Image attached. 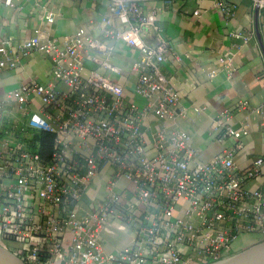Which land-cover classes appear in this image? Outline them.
I'll use <instances>...</instances> for the list:
<instances>
[{
  "label": "built area",
  "instance_id": "1",
  "mask_svg": "<svg viewBox=\"0 0 264 264\" xmlns=\"http://www.w3.org/2000/svg\"><path fill=\"white\" fill-rule=\"evenodd\" d=\"M175 1L105 0L107 13L93 20L100 36L79 27L62 38L37 30L22 42L0 41V74L32 51L52 61V81L29 80L0 98V235L23 242L26 264H219L239 235L264 233V193L251 184L264 155L244 170L237 162L250 124L215 122L216 138L233 144L205 162L179 126L187 110L161 69L170 45L155 6ZM212 1L234 14L233 0ZM106 38L139 52L131 90L142 104L113 77L121 70ZM41 132L53 135L49 159ZM102 170L103 197L88 201ZM106 237L122 246L108 250Z\"/></svg>",
  "mask_w": 264,
  "mask_h": 264
},
{
  "label": "crops",
  "instance_id": "2",
  "mask_svg": "<svg viewBox=\"0 0 264 264\" xmlns=\"http://www.w3.org/2000/svg\"><path fill=\"white\" fill-rule=\"evenodd\" d=\"M233 1L236 7L231 16L216 8L212 0H177L170 5L157 2L155 6L160 9L157 18L162 35L170 45L161 69L179 91L187 110L179 126L191 136L198 160L205 162L233 144L216 138L215 122L233 127L248 122L250 132L242 138L245 149L237 158L244 170L264 155V8L254 10L251 0ZM196 10H200L199 15L194 14ZM107 11L105 0H14L13 6L0 0V41L22 42L37 30L50 38H62L75 34L79 27L100 36L93 20L99 21ZM49 12L53 22L46 20ZM112 25L124 27L118 18ZM106 41L115 46L112 61L121 70L113 77L129 88V99L142 104L143 100L131 90L132 65L140 58L139 52L119 41ZM150 41H154L152 36ZM92 67L93 62H88L84 72ZM51 70L52 61L47 55L38 51L21 55L18 68L0 74V98L29 80L52 81ZM105 176L102 170L85 194L88 201L103 197ZM251 184L264 193V166ZM105 241L108 250L122 246L119 238L106 237ZM261 242L264 233L241 234L223 261ZM0 244L17 255L25 248L23 242L1 235Z\"/></svg>",
  "mask_w": 264,
  "mask_h": 264
},
{
  "label": "water",
  "instance_id": "3",
  "mask_svg": "<svg viewBox=\"0 0 264 264\" xmlns=\"http://www.w3.org/2000/svg\"><path fill=\"white\" fill-rule=\"evenodd\" d=\"M0 264H26L20 256L0 244ZM219 264H264V242L254 245Z\"/></svg>",
  "mask_w": 264,
  "mask_h": 264
},
{
  "label": "trees",
  "instance_id": "4",
  "mask_svg": "<svg viewBox=\"0 0 264 264\" xmlns=\"http://www.w3.org/2000/svg\"><path fill=\"white\" fill-rule=\"evenodd\" d=\"M41 145V154L44 159H49L53 151V135L47 132L37 134Z\"/></svg>",
  "mask_w": 264,
  "mask_h": 264
}]
</instances>
